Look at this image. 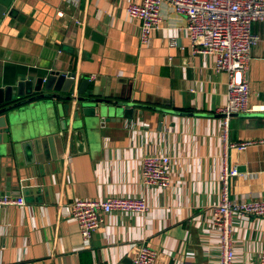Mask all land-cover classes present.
Segmentation results:
<instances>
[{
    "label": "crops",
    "instance_id": "crops-1",
    "mask_svg": "<svg viewBox=\"0 0 264 264\" xmlns=\"http://www.w3.org/2000/svg\"><path fill=\"white\" fill-rule=\"evenodd\" d=\"M141 1L13 0L0 17V84L72 73L74 95L86 79L99 95L142 106L133 120L105 121L74 143L71 116L60 131L66 115L59 117L47 100L18 110L21 133L42 129L41 135L66 134V140L59 158L23 163L18 173L9 171V158L1 161L0 197H21L24 205L0 208V264H133L141 246L156 252L158 264H218L220 235L212 220L224 163L238 171L228 182L230 201L264 200V143L228 149L223 157L217 112L226 103L228 75L215 71L214 58L192 53L186 19L168 4L141 44V22L125 11ZM251 31L258 41L250 52L248 106L264 107V21ZM254 114L229 118L230 143L264 140L258 116L264 110ZM52 153L58 156L56 145ZM147 154L170 157L168 189L142 184ZM110 197H140L149 209L112 212L85 240L70 217L71 203ZM231 226L233 264H259L264 218L235 216Z\"/></svg>",
    "mask_w": 264,
    "mask_h": 264
},
{
    "label": "built area",
    "instance_id": "built-area-1",
    "mask_svg": "<svg viewBox=\"0 0 264 264\" xmlns=\"http://www.w3.org/2000/svg\"><path fill=\"white\" fill-rule=\"evenodd\" d=\"M168 4L170 8L186 19L185 30L189 34L193 54L214 58L216 72H225L227 84L226 103L218 110L223 116L222 141L226 157L228 149L244 151L256 143V140H244L230 143L228 123L233 114L255 113L264 110L263 106H248L250 94L247 72L251 48L258 38L252 33L255 22L264 21V0H142L141 3H129L125 6L128 17L137 19L140 24V43L148 42L150 33L161 21L160 6ZM60 14V13H59ZM220 182L221 199L213 208V226L220 235L218 264H233L232 226L233 217L264 218V200H229V179L238 175L236 167L228 169L223 165ZM172 163L167 155L147 154L141 163V181L144 186L160 189L170 187ZM24 205L21 197H0V208ZM148 205L140 197H110L104 200L79 199L70 205V217L77 223L85 240L99 228L104 217L112 212L146 213ZM133 264H158L157 255L148 246H141L133 259ZM259 264H264V250L260 254Z\"/></svg>",
    "mask_w": 264,
    "mask_h": 264
},
{
    "label": "water",
    "instance_id": "water-1",
    "mask_svg": "<svg viewBox=\"0 0 264 264\" xmlns=\"http://www.w3.org/2000/svg\"><path fill=\"white\" fill-rule=\"evenodd\" d=\"M12 1L0 0V17L10 7ZM73 81L72 73L51 72L44 78H18L13 85L0 84V163L3 158H9L10 172H16L23 163L29 166L34 163L54 161L64 153L66 134L41 135L42 129H28L24 133L19 131L18 110L24 106L41 99L47 100V105H53L59 117L66 115L59 125L62 132L67 130L70 124L68 118L71 116L70 125L74 131L71 137L72 143L77 134L84 137L86 129H95L101 123L116 120V118L118 121L119 119L133 120L134 108L142 109V106H139L138 101L134 99H125L122 96L114 99L109 94L99 95L96 87L88 89L89 82L86 79H82L77 87L75 86L74 95ZM252 115L255 114H233L232 116ZM138 116H141L140 112ZM219 116L222 115L219 114ZM258 116L264 118V114ZM53 145L57 147V157L52 153ZM49 150L51 156L48 153ZM10 179L9 186L7 184L5 187L6 193H9L12 188Z\"/></svg>",
    "mask_w": 264,
    "mask_h": 264
}]
</instances>
